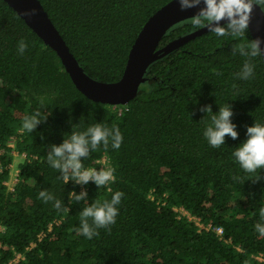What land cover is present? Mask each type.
<instances>
[{"label": "trees", "instance_id": "16d2710c", "mask_svg": "<svg viewBox=\"0 0 264 264\" xmlns=\"http://www.w3.org/2000/svg\"><path fill=\"white\" fill-rule=\"evenodd\" d=\"M39 1L85 73L113 83L123 76L145 23L172 0ZM196 30L189 19L180 22L158 49ZM22 39L28 43L23 55L17 47ZM248 40L250 32L234 39L208 31L154 61L136 97L111 106L83 95L57 53L0 0V264H264V237L255 230L264 207V170L253 183L232 155L248 139V127L264 125L263 56L253 60L252 79L235 78L246 58L233 55L232 47ZM226 103L239 138L226 137L216 149L203 135L211 114L200 108L211 105L218 114ZM36 111L47 119L29 133L22 122ZM96 123L116 125L123 135L120 149L101 146L82 160L98 168L107 159L116 177L111 192L94 182L66 184L47 161L51 145ZM14 153L24 158L11 191L5 183ZM44 190L69 211L39 198ZM84 190L89 206L116 191L125 194L116 224L92 239L73 231L86 205L71 203L69 194Z\"/></svg>", "mask_w": 264, "mask_h": 264}, {"label": "clouds", "instance_id": "9594fccd", "mask_svg": "<svg viewBox=\"0 0 264 264\" xmlns=\"http://www.w3.org/2000/svg\"><path fill=\"white\" fill-rule=\"evenodd\" d=\"M181 11L196 10L189 22L193 29H207L214 33L216 37H232L234 39L243 38L250 30L253 12L257 7L264 11V0H176ZM24 16L35 15V10L26 11ZM224 22V25H222ZM264 39L256 38L246 42L235 43L232 47L233 55L245 57L242 69L235 74V78L241 81H248L254 77V58L264 56ZM18 52L23 55L28 48L25 40L18 43ZM237 89L236 84L232 85ZM41 105L44 104V97L40 98ZM200 112L211 114V123L206 127L203 135L209 145L219 149L225 145V138L231 137L233 140L239 138L236 130L237 125L232 122L234 112L232 106L226 103L220 106L219 113L213 114L212 106L205 105L200 108ZM40 112L36 111L32 115L25 116L22 128L29 133L34 132L37 127L45 122L42 121ZM248 139L241 146L236 148L232 155L240 168L252 180L257 183L262 179L259 175L264 170V125L255 123L247 128ZM123 143V135L118 126L108 127L105 124L96 123L89 126L85 131H73L64 142L57 146L51 145L48 151L47 161L49 165L60 173V179L67 184L74 181L75 184L85 186L89 182H94L99 188H108L115 182L114 168H86L82 160H87L90 155L98 151L101 146L107 151L109 145L113 149H120ZM242 178L234 176L233 180L239 181ZM124 193L116 191L111 200H104L88 205V192L86 190L77 194L75 191L69 194V201L84 202L85 207L80 213V226L73 229L78 234H82L88 239L99 235V229H111L117 222L119 215L118 206L121 204ZM45 203L54 201V208L58 211L68 212L69 209L62 205V202L47 190L39 193ZM255 230L264 237V207L259 209V222L255 224Z\"/></svg>", "mask_w": 264, "mask_h": 264}, {"label": "water", "instance_id": "95a60500", "mask_svg": "<svg viewBox=\"0 0 264 264\" xmlns=\"http://www.w3.org/2000/svg\"><path fill=\"white\" fill-rule=\"evenodd\" d=\"M3 1L47 46L57 53L65 71L83 95L96 103L111 106L127 105L136 97L140 86L146 81V71L154 61L208 32L207 29H198L158 49L160 41L168 30L176 24L190 19L196 12V10L181 11L176 0H172L153 14L143 26L130 50L121 79L117 82L106 83L95 80L85 73L39 0ZM33 9L35 15L31 17L23 15L24 12ZM249 32L253 39H264V11H261L259 7L253 12ZM262 49H264V45H262Z\"/></svg>", "mask_w": 264, "mask_h": 264}, {"label": "built area", "instance_id": "2783aa9c", "mask_svg": "<svg viewBox=\"0 0 264 264\" xmlns=\"http://www.w3.org/2000/svg\"><path fill=\"white\" fill-rule=\"evenodd\" d=\"M0 153H1V151H0ZM24 157V156H23ZM11 166L12 165H10V174H11ZM109 168V166H108V162H107V159L106 158H104V159H102L101 161H99V166H98V168H96L97 169V171H99V170H101V168ZM18 173H19V168L17 169V173L15 174V176L14 177H11V175H10V180H9V182L11 181V183H9V182H6L5 183V185L9 188V190H11V191H13L14 190V186H15V184L17 183V181H18ZM152 198V197H151ZM153 199V198H152ZM174 211L175 212H177V213H179L180 214V216H182V217H186V218H188L190 221H194L195 223H196V225L199 227V228H201V229H204L205 227L201 224V222H200V220L199 219H197V218H195V217H193V216H191L185 209H183V208H180V209H177V208H174ZM0 230H2L1 229V227H0ZM218 233H221V229H219L218 230ZM22 258V256L21 255H18V257L14 260V263H16L18 260H20ZM10 264V263H9ZM12 264V263H11Z\"/></svg>", "mask_w": 264, "mask_h": 264}, {"label": "rangeland", "instance_id": "374dc122", "mask_svg": "<svg viewBox=\"0 0 264 264\" xmlns=\"http://www.w3.org/2000/svg\"><path fill=\"white\" fill-rule=\"evenodd\" d=\"M23 158L22 156H19L18 153H14V160H13V164L11 166V177H14L15 174L17 173V169H18V165L22 163L23 161ZM11 183V181L9 182Z\"/></svg>", "mask_w": 264, "mask_h": 264}]
</instances>
